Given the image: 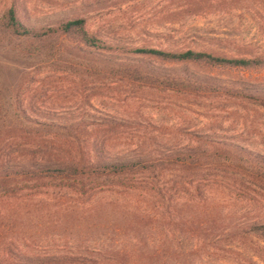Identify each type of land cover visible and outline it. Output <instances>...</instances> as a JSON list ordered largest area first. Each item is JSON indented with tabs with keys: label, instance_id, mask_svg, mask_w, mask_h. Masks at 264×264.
Masks as SVG:
<instances>
[{
	"label": "rangeland",
	"instance_id": "obj_1",
	"mask_svg": "<svg viewBox=\"0 0 264 264\" xmlns=\"http://www.w3.org/2000/svg\"><path fill=\"white\" fill-rule=\"evenodd\" d=\"M14 1L22 17L43 25L84 17L91 32L126 48L264 62V0H0V18ZM3 44L8 51L0 50V102L9 132L0 137L13 142L5 140L1 152L16 162L31 156L34 146L23 144L36 132L54 141L49 151L61 156L103 151L160 160L175 147L199 146L197 137L264 155V107L226 95L227 89L247 96L264 90V64L244 70L190 66L217 82L210 87L216 91L195 96L121 79L97 53L76 49L71 40L53 41L62 50L56 58L30 53L35 48L24 41ZM211 165L165 167L156 170V179H85L84 188L79 180L32 189V181L13 182L11 198L0 191L6 229L0 230V247L35 241L46 248L74 244L113 252L144 234L152 244L166 240L165 248L193 254L191 264H264V234L253 228L264 224V189ZM156 188L167 197L158 198Z\"/></svg>",
	"mask_w": 264,
	"mask_h": 264
},
{
	"label": "trees",
	"instance_id": "obj_2",
	"mask_svg": "<svg viewBox=\"0 0 264 264\" xmlns=\"http://www.w3.org/2000/svg\"><path fill=\"white\" fill-rule=\"evenodd\" d=\"M88 5V3H83L82 7L86 8ZM38 22L40 20L31 21L22 17L14 1L0 18V50L8 51L3 44L5 39L24 41L34 46L35 50L30 53L56 58L57 55H61L62 50L56 48L53 41L63 38L75 42L76 49L87 51L90 55L97 53L98 60L111 66L110 71L117 73L121 79L149 83L154 87L163 86L172 90H181L195 96L204 92L216 91L210 90V87L213 89L217 82L210 76H200L190 72V66L244 70L257 68L264 64L263 60L259 59L227 58L194 50L175 52L149 47L126 48L121 44H112L99 34L91 32L87 19L84 17L62 20L54 25H43ZM61 46L66 45L61 43ZM117 52L123 57L121 60H116L113 56ZM131 57L136 60H130ZM179 67L183 68V73L176 71ZM226 95L242 100L246 98L264 107V90H258L251 96H247L243 92L227 89ZM25 115V111H22L18 117L22 118ZM6 117L7 111L0 102V136L9 132L7 130L9 126L4 122ZM33 129L36 128L32 127ZM30 135L32 139L23 145L30 144L34 146V150L31 156L19 162H16L17 159L11 154L1 152L3 142L6 140L7 145L10 146L13 140L0 137V189H2L0 191H4L5 197L13 196L14 188L10 184L16 181H32V189L42 187L43 184L52 180L67 184L72 180H79L84 188L85 179L91 181L99 180L101 177L124 178L139 174L149 179H156V170L161 172L165 167L200 170L203 160L212 164V167L232 172V176L238 175L264 189V155L231 142L211 139V137H204L206 140L197 137L198 141L202 142L199 146L175 147L162 156L163 158L160 157V160H155L142 154L139 156L129 154L108 156L103 151L95 152L93 157H84L80 152L61 156L49 151V148L54 147V141L37 136V132ZM17 142L15 140V143ZM204 143L207 147L203 146ZM152 183L155 186L154 180L151 181ZM155 193L159 196L158 198L167 197L165 196L167 191L164 192L162 189H157ZM1 226L0 222V230L5 232L6 229ZM253 228L264 234V224L255 225ZM135 239L129 244L130 248L124 246L123 249L112 250L113 252H102L91 248L81 249L74 244L46 248L35 244V241L22 242L19 247H16L13 241L3 242L0 247V264H191L193 254L171 251V245L165 248L164 246L168 244L166 240L152 244L153 242L151 243L149 237L144 234L136 236ZM159 243L160 246H158Z\"/></svg>",
	"mask_w": 264,
	"mask_h": 264
}]
</instances>
